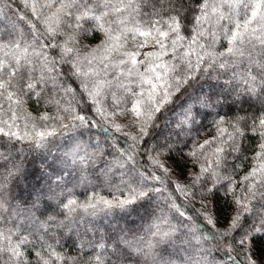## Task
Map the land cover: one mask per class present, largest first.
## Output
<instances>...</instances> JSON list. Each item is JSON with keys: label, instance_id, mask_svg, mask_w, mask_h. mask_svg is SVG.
Wrapping results in <instances>:
<instances>
[{"label": "snow or ice", "instance_id": "obj_1", "mask_svg": "<svg viewBox=\"0 0 264 264\" xmlns=\"http://www.w3.org/2000/svg\"><path fill=\"white\" fill-rule=\"evenodd\" d=\"M0 264H264V0H0Z\"/></svg>", "mask_w": 264, "mask_h": 264}, {"label": "trees", "instance_id": "obj_2", "mask_svg": "<svg viewBox=\"0 0 264 264\" xmlns=\"http://www.w3.org/2000/svg\"><path fill=\"white\" fill-rule=\"evenodd\" d=\"M100 38H101L100 34L97 33L96 36H95V39H91L90 41H84V43H89L90 42L92 44H95V43H97L99 41ZM29 110L32 111L33 114H37L36 113V105L34 103H30L29 104ZM203 135H204V133L202 132L201 136H203ZM252 143L254 144L255 140H253ZM28 159L31 160L32 157L29 156ZM28 168H29V170H32L33 168L44 169V165L41 164L40 160H36L34 162V164H29ZM44 170H46V169H44ZM84 175L87 177V179L84 180L83 184H78V182L81 179V177L79 175H76L75 180H72V177H69L65 173V179L71 181L69 183V187H71L72 184L77 182L78 186L75 189V194H76L78 199H80V200L86 199V197L88 195H90L93 191H96L100 195H102L104 197H107V198H111V195L114 194L112 191H110L109 186L104 183L103 178L102 177L98 178V174L97 173L86 172ZM21 195H26V193L22 192ZM105 223H107V221H105ZM120 226L121 227H126V225L124 224L123 221L120 222ZM128 226L136 227V225H128ZM63 239H64V241L67 244V248L65 250L67 251V250L72 249V241L71 240H67L66 236ZM73 239H75V237H73Z\"/></svg>", "mask_w": 264, "mask_h": 264}, {"label": "rangeland", "instance_id": "obj_3", "mask_svg": "<svg viewBox=\"0 0 264 264\" xmlns=\"http://www.w3.org/2000/svg\"><path fill=\"white\" fill-rule=\"evenodd\" d=\"M145 50H147V49H145ZM35 115V114H34ZM75 183H77V182H75Z\"/></svg>", "mask_w": 264, "mask_h": 264}]
</instances>
